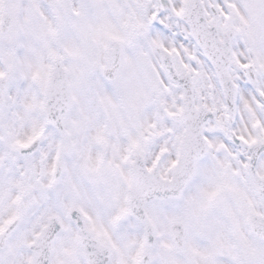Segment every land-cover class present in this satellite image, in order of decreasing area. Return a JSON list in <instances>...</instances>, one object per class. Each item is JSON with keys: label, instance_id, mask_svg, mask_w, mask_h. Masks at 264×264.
Listing matches in <instances>:
<instances>
[{"label": "snow or ice", "instance_id": "6c2138e0", "mask_svg": "<svg viewBox=\"0 0 264 264\" xmlns=\"http://www.w3.org/2000/svg\"><path fill=\"white\" fill-rule=\"evenodd\" d=\"M0 264H264V0H0Z\"/></svg>", "mask_w": 264, "mask_h": 264}]
</instances>
